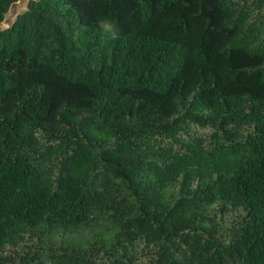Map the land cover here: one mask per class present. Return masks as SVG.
Wrapping results in <instances>:
<instances>
[{
	"label": "trees",
	"instance_id": "obj_1",
	"mask_svg": "<svg viewBox=\"0 0 264 264\" xmlns=\"http://www.w3.org/2000/svg\"><path fill=\"white\" fill-rule=\"evenodd\" d=\"M137 251L264 264V0H29L0 26V264Z\"/></svg>",
	"mask_w": 264,
	"mask_h": 264
},
{
	"label": "rangeland",
	"instance_id": "obj_2",
	"mask_svg": "<svg viewBox=\"0 0 264 264\" xmlns=\"http://www.w3.org/2000/svg\"><path fill=\"white\" fill-rule=\"evenodd\" d=\"M27 2L28 1L26 0L23 3L18 4L17 6H14L13 8L11 7L6 19L4 20V22L0 24V26L3 28L7 27L10 24V22H12V20L18 14H21L22 12H24L26 9ZM212 132L213 130L210 127L200 128V127L193 126L191 128L190 137L191 138H202L205 141V143H209L210 135L212 134ZM239 215H240L239 212H230L228 215H223V214H220L219 212H216V216H215V221L217 223L216 228L217 229L225 228L226 226L229 225V223L232 220H236ZM98 238H99V230L93 228V229H87L86 231L79 233L77 236H73L67 239V242H68V245L77 246L80 244L83 247V246H86L87 243H91L95 239H98ZM36 242H37L36 238L27 239L24 242L23 246L9 247L7 251L13 256L23 255L29 250L33 251L35 249L34 246ZM148 260H149L148 255L137 251L136 260H134L133 264H147Z\"/></svg>",
	"mask_w": 264,
	"mask_h": 264
},
{
	"label": "water",
	"instance_id": "obj_3",
	"mask_svg": "<svg viewBox=\"0 0 264 264\" xmlns=\"http://www.w3.org/2000/svg\"><path fill=\"white\" fill-rule=\"evenodd\" d=\"M24 1H26V0H18L16 3H14V4L12 5V8H13L14 6H17L18 4L23 3ZM27 1H29V0H27Z\"/></svg>",
	"mask_w": 264,
	"mask_h": 264
}]
</instances>
